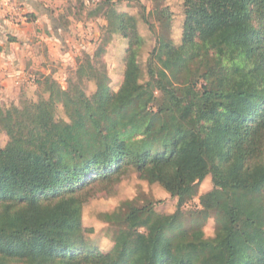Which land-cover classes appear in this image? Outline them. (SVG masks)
<instances>
[{
	"label": "trees",
	"instance_id": "16d2710c",
	"mask_svg": "<svg viewBox=\"0 0 264 264\" xmlns=\"http://www.w3.org/2000/svg\"><path fill=\"white\" fill-rule=\"evenodd\" d=\"M183 1V42L158 39L141 93L127 81L113 92L106 68L86 59L67 89L47 76V98L0 105L9 139L0 146V264H264V0ZM113 14L133 40L125 16ZM130 172L180 209L197 182L211 176L213 189L190 226L180 211L165 218L131 208L124 222L147 235H120L110 253L89 249V191ZM210 217L214 238L203 230Z\"/></svg>",
	"mask_w": 264,
	"mask_h": 264
},
{
	"label": "rangeland",
	"instance_id": "374dc122",
	"mask_svg": "<svg viewBox=\"0 0 264 264\" xmlns=\"http://www.w3.org/2000/svg\"><path fill=\"white\" fill-rule=\"evenodd\" d=\"M41 5V12L46 18L54 17L56 21L54 27L51 25L50 34L63 38L52 48L57 55L67 51V60L61 61L58 58L60 60L52 64V74L48 75L63 89H67L69 81L75 78L80 61L90 59L106 68L113 92H118L127 81L131 93H141L149 82L148 63L158 39L172 41L176 46H181L183 42L187 18L183 0H45ZM20 6L24 14V7ZM114 12L120 18L125 16L124 20L131 24L133 40H128L117 32ZM132 42L135 45L127 57L133 62L132 74L128 78L125 75V58L128 55V45ZM33 78L36 82L31 83L33 89L25 97L17 103L9 101L2 106H23L29 102H37L42 97L47 98L48 95L44 94L40 84L45 77L36 75ZM85 91L91 95L96 87L93 83H87ZM152 93L154 96L159 95L155 89ZM58 116H63L61 109ZM8 141L6 133L0 132V146L5 147ZM212 189L211 176L197 182L193 190L185 194L187 200L180 209L177 197H172L162 186L144 180L135 172H130L111 187L94 186L89 189L83 204L84 242L91 250L110 253L120 235L130 241L147 235L145 229L141 228L135 233L124 222L131 208H151L155 214L165 218H172L180 211L181 222L190 226L202 209L200 197ZM113 215L122 220H115ZM203 230L206 238H214L216 222L213 217L204 222Z\"/></svg>",
	"mask_w": 264,
	"mask_h": 264
},
{
	"label": "crops",
	"instance_id": "0c3cea01",
	"mask_svg": "<svg viewBox=\"0 0 264 264\" xmlns=\"http://www.w3.org/2000/svg\"><path fill=\"white\" fill-rule=\"evenodd\" d=\"M43 1L0 0L1 105L9 101L17 103L33 89L34 76L46 77L52 74L53 62L67 60V51L57 55L52 48L63 38L50 34L51 25L54 27L56 21L54 17L46 18L41 12ZM18 3L24 7V15L30 17L22 24L9 19L12 7Z\"/></svg>",
	"mask_w": 264,
	"mask_h": 264
},
{
	"label": "built area",
	"instance_id": "2783aa9c",
	"mask_svg": "<svg viewBox=\"0 0 264 264\" xmlns=\"http://www.w3.org/2000/svg\"><path fill=\"white\" fill-rule=\"evenodd\" d=\"M9 19L11 22L16 24H22L26 22V16L23 14V10L19 4L12 7L9 13Z\"/></svg>",
	"mask_w": 264,
	"mask_h": 264
}]
</instances>
